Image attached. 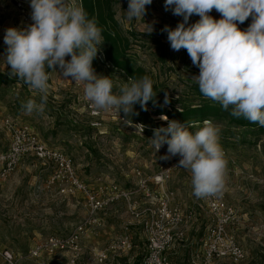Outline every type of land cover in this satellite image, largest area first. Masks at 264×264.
I'll list each match as a JSON object with an SVG mask.
<instances>
[{"label": "rangeland", "instance_id": "374dc122", "mask_svg": "<svg viewBox=\"0 0 264 264\" xmlns=\"http://www.w3.org/2000/svg\"><path fill=\"white\" fill-rule=\"evenodd\" d=\"M24 1V12L0 5V76L3 77L0 79V153L7 149L11 138L5 127V122L9 121L14 126L28 128L49 146L64 151L73 159L79 176L88 183L94 184L96 178H101L106 187L114 184L122 190H135L140 180L150 178L161 166H169L179 159L178 155L169 160L160 159L167 153V145L155 152L149 140L154 129L144 127L142 132L138 123H129L125 114L115 109L96 110L85 98L83 85L63 79L58 67L49 74L45 111L42 114L24 112L21 105L29 99L39 103L40 94L23 81L10 79L11 69L4 61L5 30L26 28L33 23L30 0ZM69 2L80 6V0ZM128 3L129 0H117L113 7L123 34L151 36L148 39L130 37L132 59L151 75L160 93L167 94L176 107L198 106L202 99L191 86L198 85L193 76L199 74V68L192 64L186 49L172 50L167 33L162 31L166 25L175 29L183 17L173 15L171 9L166 11L165 0H152L145 6L143 19L128 21L124 12ZM209 15L221 19L215 9ZM199 19L198 15H193L188 24ZM149 25L154 29L152 34H149ZM249 25L247 21L238 23L241 30ZM154 40L161 41L163 47ZM103 49L102 44L98 54ZM101 59L97 55L98 69L93 68L97 74L109 76L114 82L113 92H118L125 79L121 73L102 67ZM66 60H70V56ZM160 117H153L151 126L167 127L168 121ZM140 124L145 125L143 121ZM239 133L241 138L230 139L227 145L219 143L227 168L225 189L216 197L233 212L228 236L243 249L245 259L240 262L218 259L212 264H264V133L254 134L248 130ZM50 174L51 170L30 159L6 181L0 179V251L6 249L19 255V264H141L146 239L125 201H117L99 214L104 219V227L82 238L79 253L55 247L52 239L66 240L84 220L87 209L83 200L63 196L57 186L51 185ZM191 180V172L181 168L171 174L162 190L172 200V205L183 210L187 222L185 239L169 252V264H203L202 243L212 218L207 211L206 197L193 195ZM141 198L139 206L143 210L147 205ZM125 235L131 239V251L110 255L107 261L100 263L98 254ZM39 244L45 249L38 259H31L30 251ZM0 264H4L1 258Z\"/></svg>", "mask_w": 264, "mask_h": 264}, {"label": "clouds", "instance_id": "9594fccd", "mask_svg": "<svg viewBox=\"0 0 264 264\" xmlns=\"http://www.w3.org/2000/svg\"><path fill=\"white\" fill-rule=\"evenodd\" d=\"M151 3L129 0L124 11L127 20L143 19L145 6ZM30 8L33 23L26 28L9 27L4 34L9 78L23 81L40 94L39 103L29 99L21 105L25 113L45 111L50 78L46 69L56 72L57 67L63 79L83 85L85 98L96 110L115 109L127 117L135 104L147 111L148 102L155 103L154 82L149 76L129 77L114 93L112 79L96 73L93 60L104 37L95 18H89L82 6L69 0H30ZM164 8L183 17L175 29L166 25L162 31L167 33L171 49H186L192 64L199 68L193 79L200 92L223 110L230 109L232 116L264 126V0H165ZM213 9L221 19L209 15ZM193 15L200 19L189 25ZM250 16L251 24L241 30L238 23ZM149 26L152 34L154 29ZM168 103L165 94L164 104ZM160 118L168 121V126L154 129L149 139L155 152L167 145V153L160 159L180 157L175 167L191 172L196 198L222 195L227 168L219 144L222 125L209 119L200 127L169 121L165 115ZM137 125L143 132L145 126ZM191 127L198 130L193 133Z\"/></svg>", "mask_w": 264, "mask_h": 264}, {"label": "built area", "instance_id": "2783aa9c", "mask_svg": "<svg viewBox=\"0 0 264 264\" xmlns=\"http://www.w3.org/2000/svg\"><path fill=\"white\" fill-rule=\"evenodd\" d=\"M0 5L11 6L20 12L26 10L24 0H0ZM246 21L251 24V16ZM5 127L11 133V138L7 149L0 153L2 181L9 179L24 161L34 159L51 170L50 183L57 186L63 196L79 198L85 203L87 215L84 220L66 240L52 239L51 243H54L55 247L79 253L82 238L104 227V219L99 214L107 206L117 201H125L146 239V249L141 264H169V252L178 242L185 239L187 222L183 210L172 205V200L163 194L162 190L169 182L171 174L181 169L175 167L180 158L171 162L169 166H161L159 172L150 178L140 180L135 190H122L114 184L106 187L101 178H96L94 184L88 183L79 176L75 163L69 155L49 146L28 128L14 126L9 121L5 122ZM140 198L145 201L142 203L147 205L143 210L139 206ZM206 203L212 220L207 226L206 238L202 243L203 264H212L218 259L242 261L245 259L243 249L228 236L232 210L216 196L206 197ZM189 215L192 219L193 213L190 212ZM44 249L45 246L41 244L32 249L31 259H38ZM131 249V239L125 235L109 243L105 250L98 254L100 263L107 261L110 255L119 256ZM0 258L4 264H19L21 261L19 255H14L6 249L0 251Z\"/></svg>", "mask_w": 264, "mask_h": 264}, {"label": "trees", "instance_id": "16d2710c", "mask_svg": "<svg viewBox=\"0 0 264 264\" xmlns=\"http://www.w3.org/2000/svg\"><path fill=\"white\" fill-rule=\"evenodd\" d=\"M117 0H80V6H82L88 13L89 18H95L97 26L102 29V35L104 37V49L101 54H97L101 59L102 67L111 68L114 73H121V77L127 82L129 77L139 79L145 75H151L142 67L138 66L136 62L130 56L132 49V42L130 37L136 39L137 37L149 38L151 36L144 34H135L131 32L129 36L123 34L119 27L113 10ZM156 45L163 47V44L159 40H154ZM97 57L93 60V67L98 69ZM46 71L51 72V70ZM3 77L0 76V79ZM154 82V81H153ZM154 91L156 92L155 103L149 101L147 104V111L143 110L139 103L134 105L133 112L127 116L129 122L137 123L144 122V126L150 129H156L153 125L152 118L165 115L168 120H176L182 124L191 123L203 126V121L206 119L212 120L216 124H225L222 127L219 135V143L227 145L230 139L241 138L239 131L248 130L251 133H264V126H260L258 123H251L244 118H236L230 114V109L225 111L221 105L217 102H210L206 100V97L200 92L198 85H192V91H194L201 99V103L198 106L193 105H181V108L175 106L173 100L169 99L167 105L164 104L165 93H160L158 87L154 84ZM181 109V111L179 110ZM159 127H166L165 125ZM197 127L189 128V131H197Z\"/></svg>", "mask_w": 264, "mask_h": 264}]
</instances>
